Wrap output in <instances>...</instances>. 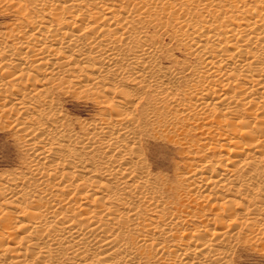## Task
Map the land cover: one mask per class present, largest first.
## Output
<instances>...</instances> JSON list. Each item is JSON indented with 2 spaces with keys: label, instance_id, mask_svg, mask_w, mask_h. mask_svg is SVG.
<instances>
[{
  "label": "bare ground",
  "instance_id": "bare-ground-1",
  "mask_svg": "<svg viewBox=\"0 0 264 264\" xmlns=\"http://www.w3.org/2000/svg\"><path fill=\"white\" fill-rule=\"evenodd\" d=\"M0 12V129L23 154L0 173V264L264 253V0H0ZM173 24L183 60L160 35ZM67 98L92 118L73 120ZM152 140L187 157L172 178L149 162Z\"/></svg>",
  "mask_w": 264,
  "mask_h": 264
},
{
  "label": "rangeland",
  "instance_id": "rangeland-1",
  "mask_svg": "<svg viewBox=\"0 0 264 264\" xmlns=\"http://www.w3.org/2000/svg\"><path fill=\"white\" fill-rule=\"evenodd\" d=\"M9 19L10 17L6 16L5 13L0 12V26H3ZM172 26H167V28L160 30V35L163 37L164 47H168L170 52L178 60H183L187 58L186 54L188 53L176 48L179 40L171 38L169 34L171 31L176 30L177 25L173 24ZM191 58L188 57V60L194 62L195 59ZM63 108L64 112L68 116H72L71 118L73 120L76 118L79 120H89L96 111V107L91 103H84L68 98L64 100ZM198 135L199 133L197 131L190 134L193 138H197ZM149 146V152L151 154L149 162L154 161L159 164L154 171H161L167 178H172L175 164L178 163L179 166H183V161L187 158L179 153L180 150L176 145H172L167 141L152 140L149 142ZM22 156L23 154L18 147V143L12 136V131L8 127L0 129V173L16 169L20 165ZM254 248V246H251L238 250L234 264H264V253Z\"/></svg>",
  "mask_w": 264,
  "mask_h": 264
}]
</instances>
